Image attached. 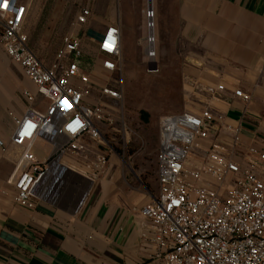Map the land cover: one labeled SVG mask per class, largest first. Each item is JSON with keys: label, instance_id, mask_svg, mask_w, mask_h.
Segmentation results:
<instances>
[{"label": "built area", "instance_id": "2783aa9c", "mask_svg": "<svg viewBox=\"0 0 264 264\" xmlns=\"http://www.w3.org/2000/svg\"><path fill=\"white\" fill-rule=\"evenodd\" d=\"M31 4L0 0V49L48 103L43 112L28 109L14 119L11 144L21 153L7 183L16 189L15 203L29 210L57 194L59 186L47 187L45 182L61 183L66 176L62 169L77 172L66 159L98 172L128 134L123 92L110 84V75L121 67L119 28L107 26L98 41L96 66L107 82L94 79L96 83L82 70L84 52L76 32L62 39L51 66L36 56L24 31ZM146 16L144 54L153 74L159 69L152 7ZM90 17V11L82 9L76 26L86 25ZM225 90L223 85L216 88L219 93ZM24 96L34 101L30 92ZM233 96L244 104L251 101L240 88ZM225 120L210 108L161 120L159 195L140 209L153 225L156 264H264V149L244 146L241 125L229 127ZM40 139L51 147L44 163L34 155Z\"/></svg>", "mask_w": 264, "mask_h": 264}, {"label": "crops", "instance_id": "0c3cea01", "mask_svg": "<svg viewBox=\"0 0 264 264\" xmlns=\"http://www.w3.org/2000/svg\"><path fill=\"white\" fill-rule=\"evenodd\" d=\"M134 3L143 0L120 1L113 25L121 34V60L130 58L131 46L142 55L146 44L147 16ZM153 9L156 65L177 72L186 101L183 111L210 108L221 113L229 127L241 125L244 146L263 150L264 0H154ZM107 26L104 23L100 37ZM82 27L75 25L70 32L79 36ZM83 52L82 60H95L93 69L86 71L94 79L100 74L97 54L93 58L84 48ZM142 56L146 58L144 52ZM9 65L30 82L0 49V72H7ZM10 72L9 78H0V109H8L6 115L0 112V264H156L153 225L140 209L159 195L158 173L149 185L129 181L119 170L118 158L110 155L107 165L98 172L89 170L90 175L62 169L65 187L60 184L57 194L39 201L35 209L15 203L16 189L7 183L21 153L11 144L14 119L28 109L43 112L48 103L35 89L30 92L33 102L23 93L29 107L17 110L18 83ZM219 85L224 93L216 91ZM237 88L251 95L248 104L233 96ZM40 101L42 110L34 107ZM47 158L36 160L44 163Z\"/></svg>", "mask_w": 264, "mask_h": 264}, {"label": "rangeland", "instance_id": "374dc122", "mask_svg": "<svg viewBox=\"0 0 264 264\" xmlns=\"http://www.w3.org/2000/svg\"><path fill=\"white\" fill-rule=\"evenodd\" d=\"M120 1L33 0L26 23V33L32 49L44 63L52 65L61 49L62 39L74 29L77 15L86 8L90 11L91 17L87 25L80 28L79 38L82 47L89 52L88 54H93L94 58L98 52V39L104 29V23L109 25L116 23L121 10ZM134 4L135 7L142 8L147 15L150 7L154 6V0H143V4ZM144 49L145 44L142 45V55ZM136 50L131 46L130 58L128 60L123 58L120 70L110 75V84L123 92L124 119L128 131L124 141L114 146L116 153L112 155L118 158L119 170L129 181L149 185L150 180L153 181L157 174L161 120L165 116L181 113L185 109L186 101L182 98V85L175 69L164 70L160 67L157 74H150L147 59L136 53ZM94 65V59L91 61L84 59L81 62L84 72L87 69L92 70ZM9 70L0 72V78H9V72L14 76L18 83V95L14 106L17 110L20 108L25 111L29 107V102L24 100L23 93L25 91L34 93L35 88L23 78L16 66L9 65ZM94 79H99L100 84L107 82L100 75H96ZM94 79L92 81L98 83ZM43 106V101L34 105L40 110ZM7 111L6 108L0 109L4 115ZM50 150V145L39 142L34 148V155L38 159H44L49 156ZM68 163L79 173L91 174L84 165L73 159H69ZM48 181L52 183L51 180ZM62 181L61 183L53 181V186L58 187L61 184L65 187Z\"/></svg>", "mask_w": 264, "mask_h": 264}, {"label": "water", "instance_id": "95a60500", "mask_svg": "<svg viewBox=\"0 0 264 264\" xmlns=\"http://www.w3.org/2000/svg\"><path fill=\"white\" fill-rule=\"evenodd\" d=\"M150 6V5H149ZM151 8V7H150Z\"/></svg>", "mask_w": 264, "mask_h": 264}, {"label": "bare ground", "instance_id": "6f19581e", "mask_svg": "<svg viewBox=\"0 0 264 264\" xmlns=\"http://www.w3.org/2000/svg\"><path fill=\"white\" fill-rule=\"evenodd\" d=\"M152 7V6H151Z\"/></svg>", "mask_w": 264, "mask_h": 264}]
</instances>
